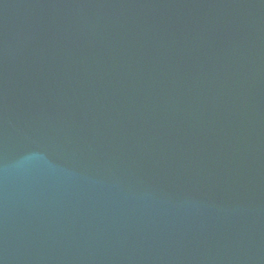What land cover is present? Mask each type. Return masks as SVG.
Listing matches in <instances>:
<instances>
[{
    "label": "water",
    "instance_id": "obj_1",
    "mask_svg": "<svg viewBox=\"0 0 264 264\" xmlns=\"http://www.w3.org/2000/svg\"><path fill=\"white\" fill-rule=\"evenodd\" d=\"M0 264H264V0H0Z\"/></svg>",
    "mask_w": 264,
    "mask_h": 264
}]
</instances>
